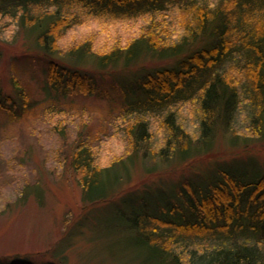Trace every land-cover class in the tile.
Listing matches in <instances>:
<instances>
[{
  "label": "trees",
  "instance_id": "1",
  "mask_svg": "<svg viewBox=\"0 0 264 264\" xmlns=\"http://www.w3.org/2000/svg\"><path fill=\"white\" fill-rule=\"evenodd\" d=\"M172 7L178 9L174 16L159 15ZM88 17L142 23L123 44L96 51L90 39L81 38L63 52L60 39ZM9 24L11 38L26 30L34 47L47 54L46 88L61 94L96 89L94 75L78 68L84 62L104 69L131 65L145 55L173 59L171 65L132 74L134 89L128 77H117L125 99L119 156L99 165L93 146L80 135L76 139L71 166L81 173L83 203L103 201L119 188L141 150L150 172L164 160L207 151L221 126L232 146L264 140V0H0V33ZM199 37L205 44L182 56ZM55 51L66 54L68 63L48 56ZM184 103L192 105L190 118L179 109ZM14 105L8 96L0 100L5 112L23 111ZM151 115L161 116V143L155 146ZM258 170L248 177L219 163L197 183L187 181L189 187L174 185L154 211H141L136 230L142 243L159 248L169 264H264V173ZM0 264L34 263L1 256Z\"/></svg>",
  "mask_w": 264,
  "mask_h": 264
},
{
  "label": "rangeland",
  "instance_id": "2",
  "mask_svg": "<svg viewBox=\"0 0 264 264\" xmlns=\"http://www.w3.org/2000/svg\"><path fill=\"white\" fill-rule=\"evenodd\" d=\"M177 11L172 7L159 15L174 16ZM141 23L84 18L58 45L64 52L72 42L87 38L93 50L102 51L136 35ZM12 28L9 24L0 33V100L8 96L15 104L13 110L23 106V111L15 115L0 109V257L27 258L34 264H169L159 248L142 243L143 236L136 230L141 211H154L171 196L174 185L184 182L189 187L187 181L197 183L219 163L248 177L255 169L264 173V140L232 146L219 126L207 151L183 161L164 160L159 166L155 162L158 168L150 172L143 167L141 150L119 188L103 201L83 203L81 173L71 166L76 139L80 135L93 146L99 165L119 156L124 145L125 99L117 77H128L134 89L132 74L171 65L173 59L145 55L131 65L118 62L104 69L84 62L78 68L94 75L96 89L88 94H61L46 88L47 54L34 47L26 30L11 38ZM203 43L199 37L181 55ZM63 55L48 54L68 63ZM180 106L190 118L191 103ZM150 117L155 146L161 143V116ZM185 124L189 130L191 124ZM146 164L153 163L147 160ZM114 174L110 173L112 178Z\"/></svg>",
  "mask_w": 264,
  "mask_h": 264
}]
</instances>
